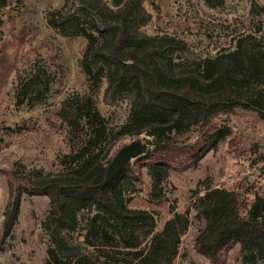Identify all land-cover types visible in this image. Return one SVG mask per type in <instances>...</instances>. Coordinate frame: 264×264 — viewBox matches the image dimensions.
I'll return each instance as SVG.
<instances>
[{
	"label": "rangeland",
	"instance_id": "obj_1",
	"mask_svg": "<svg viewBox=\"0 0 264 264\" xmlns=\"http://www.w3.org/2000/svg\"><path fill=\"white\" fill-rule=\"evenodd\" d=\"M65 1L0 0V264H45L48 249L57 246L52 239L57 223L51 216L50 198L26 191L17 177L15 183L22 191L20 209L9 234L4 235L10 173L22 178L55 174L83 161L73 162L70 154L75 146L84 145L85 130L71 131L62 115L64 106L69 107L77 98L84 101L85 96L92 98L103 117L102 145L110 146L111 156L133 140L142 139L145 145L144 152L130 161L138 177L124 178L120 184L125 204L152 213L153 233L162 230L175 213L186 212L189 225L172 264H211L195 247L206 223L200 213L201 197L212 186L235 189L250 207L258 194H264V117L259 106L250 109L239 105L264 97V73L237 77L232 81V93L221 92L238 104L215 120L217 128L228 132L226 140L195 165L184 168L177 163L155 187L150 166L138 169L155 145L152 135L133 134L149 122L143 121L148 117L137 87L126 84L118 88L107 69L104 75L89 79L82 67L87 37L62 35L47 23L48 14ZM131 4L137 16L131 23L134 34L147 44L164 46L163 60L172 74L234 66L233 52L241 38H249L264 49V0H68L64 10L80 14L82 22L100 32L97 46L101 48L107 38L104 24ZM98 57L95 52L92 59ZM217 57L216 62L207 64L208 59ZM236 66L245 72L242 60ZM199 130L191 127L182 140L197 146ZM95 213L85 208L73 212L74 218L70 215L76 227L61 231L66 254L96 256L102 240L92 236L96 246L85 242L87 224ZM150 238H145L142 246H148ZM133 252L126 249L114 256L136 262ZM225 264L264 262L255 251L236 244L227 253Z\"/></svg>",
	"mask_w": 264,
	"mask_h": 264
},
{
	"label": "trees",
	"instance_id": "obj_2",
	"mask_svg": "<svg viewBox=\"0 0 264 264\" xmlns=\"http://www.w3.org/2000/svg\"><path fill=\"white\" fill-rule=\"evenodd\" d=\"M67 4L68 0L51 11L47 23L62 35L87 37L89 43L82 67L89 79L93 81L95 75H104L103 71L107 69L109 78L118 84V88L126 84L137 87L144 116L148 117L143 121L149 122L133 134L146 132L154 137L152 143L155 145L154 151L139 163L138 169L141 171L144 165L150 166L155 187L161 185L169 169L176 167L177 163L181 162L184 168L195 165L210 149L226 140L228 132L217 128L215 120L238 104L226 99L221 92L232 93V81L244 74L263 75L264 49L255 46L249 38H241L238 50L233 52L237 62L234 66L172 74L163 60L164 46L147 44L144 38L134 34L131 23L137 16L133 4L127 5L122 12L117 11L116 16L104 24L107 38L101 48L97 46L100 32L82 22L80 14L65 11ZM95 52L99 54L96 60L92 59ZM218 59H208L207 64ZM241 60L246 65L244 73L236 66ZM85 97L84 101L77 98L69 107L64 106L62 115L71 131L85 130L84 145L75 146L70 154L73 162H80L82 158L83 161L55 174L22 178L11 172L4 235L9 234L18 217L22 191L17 188L15 180L19 178L26 191L47 195L51 201V216L57 223L52 239L57 246L48 249L45 264H172L189 225L187 213H175L162 230L153 233L155 221L152 213L147 209L130 208L122 198L120 184L123 179L138 177L130 162L106 185H99L108 177L113 156L110 155V146L102 145L103 117L92 98ZM239 105L250 109L259 106L264 117V97L255 99L253 104ZM193 126H198L201 132L197 146L182 140ZM147 142L151 141L147 139ZM248 207L235 189L212 186L201 197L200 213L206 223L196 237L195 247L211 264H225L227 253L236 244H241L243 250L255 251L264 262V194H258L248 214H244ZM85 208L96 212L87 224L85 242L96 246L92 236L102 240L95 249V257L82 252L66 254L62 250L65 236L61 231L75 228L72 213ZM150 236L149 245L142 246L143 240ZM126 249L134 251L136 262L114 256V253Z\"/></svg>",
	"mask_w": 264,
	"mask_h": 264
},
{
	"label": "water",
	"instance_id": "obj_3",
	"mask_svg": "<svg viewBox=\"0 0 264 264\" xmlns=\"http://www.w3.org/2000/svg\"><path fill=\"white\" fill-rule=\"evenodd\" d=\"M144 149L145 145L142 139L133 140L132 142L121 147L118 153L113 157L109 165L108 177L99 185L104 186L108 182H110L119 173V171L125 164L129 163L132 158L142 154L144 152Z\"/></svg>",
	"mask_w": 264,
	"mask_h": 264
}]
</instances>
